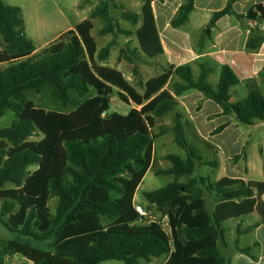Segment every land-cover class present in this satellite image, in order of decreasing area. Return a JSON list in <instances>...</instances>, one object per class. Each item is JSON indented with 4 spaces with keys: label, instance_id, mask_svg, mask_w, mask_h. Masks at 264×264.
Masks as SVG:
<instances>
[{
    "label": "trees",
    "instance_id": "obj_1",
    "mask_svg": "<svg viewBox=\"0 0 264 264\" xmlns=\"http://www.w3.org/2000/svg\"><path fill=\"white\" fill-rule=\"evenodd\" d=\"M235 1L229 0L223 10L214 13L209 27L226 15L264 21V5L239 15L233 9ZM194 7L195 0H185L171 25H185ZM114 9L121 10V20L134 27L139 24L138 13L114 0L101 1L88 19L37 53L27 35L22 9L0 0L4 44L0 48V118L9 111L17 116L10 126L0 128V159L4 158L0 161V204L3 214L10 215V231L26 237L3 245L0 264L15 255L31 264H141L164 255L169 256L165 264H229L220 246L225 239L223 221L208 211L204 195L208 192L217 202H223L252 198L255 190L243 183L223 186L206 177H192L203 156L187 141L177 97L199 91L218 104L223 115L254 126L264 121V94L258 80H249L248 95L232 102L231 89L242 82L231 67H222L219 82L213 86L207 81L211 69L205 65L197 79L191 64L166 65L158 76L140 80L138 89L121 71L105 65L118 35H133V31L121 27L113 16ZM95 19L104 22L100 35H113L101 49L92 35ZM142 41L147 48L146 40ZM263 43L261 36L251 39L247 47L255 50ZM136 52L129 45L121 49L132 64ZM134 72L139 75L137 66ZM259 79L264 82V70ZM45 89H50L52 97L63 106L77 109L59 113L35 108L27 93ZM116 90L124 102L137 108L126 115H105ZM93 92V97L81 101ZM168 114L173 115V126L161 127L160 134L154 136L156 119ZM227 126H219L214 134ZM169 131L187 157L165 156L172 166L159 174L172 175L174 181L145 192L144 197L169 215L171 233L158 224L139 223L134 202L152 165L155 139ZM36 133L43 135L39 142L30 140ZM2 145H8V150ZM241 157L235 156L234 162ZM33 166L38 168L31 173ZM181 178L187 181L181 182ZM7 184L15 188L6 189ZM55 198L56 210L51 215L49 202ZM33 241L49 243V249ZM238 250L250 255L252 247Z\"/></svg>",
    "mask_w": 264,
    "mask_h": 264
},
{
    "label": "crops",
    "instance_id": "obj_2",
    "mask_svg": "<svg viewBox=\"0 0 264 264\" xmlns=\"http://www.w3.org/2000/svg\"><path fill=\"white\" fill-rule=\"evenodd\" d=\"M184 1H139V8L134 11L140 15V22L136 26L135 35H140L145 39L148 46L152 47L156 57L161 58L166 65L191 64L193 65L194 77L196 73L199 77L201 66L205 65L211 69L207 81L209 82L214 77L217 80L216 85L219 82L222 67L229 66L242 82L241 85L234 88L241 87L246 90L248 95L246 83L249 80L257 79L259 89L264 94V82L259 79V74L264 70V43L255 50L247 47L251 39L264 36V21L257 22L226 15L218 19L213 27H209L214 13L223 10L229 0H195V7L190 14L189 21L179 28H174L171 22L178 15ZM256 5H264V0H236L233 9L237 14L245 15ZM193 91L196 90L177 97V111L183 114L186 137L188 130H190L196 138L207 143V149L213 155H223V162L204 158L203 152L195 146L203 156V162L197 167L192 177L202 176L200 171L204 166L217 170L223 166L224 173L220 174L216 181L212 182L210 178H206L212 183L223 186H235L243 183L254 189L257 182L253 181L251 177V167L245 153L249 146L250 137L254 132L257 131L260 137V132L264 133V121L256 122L252 126L253 130L247 133V137L246 131L241 128L234 116L223 115L222 108L218 104L205 99L201 92ZM235 94L239 97V90H236ZM159 119H169V126L165 124L166 126L163 127L171 128L173 126L172 114L156 119V125L159 123ZM217 122H221V125L228 124V126L221 133L214 134V131L221 126L214 127L213 125ZM216 137H223L225 141L211 142ZM229 141L232 142L231 145H229ZM260 142L261 152L264 155V135ZM230 146L238 148L236 155L232 156L229 153ZM167 155L169 154L162 155L161 162L168 161L164 160ZM237 155H242V157L236 162H231ZM209 163H213V165ZM154 164L155 143L153 162L149 171L153 170ZM170 167H162L161 170H167ZM159 171L155 175L160 176ZM262 175L263 182H260V185L263 186L262 192L258 193L254 189L255 196L252 198L217 202L210 193L206 192L204 195L208 211L216 213L223 221L225 239L220 242V246L229 264H264V174ZM180 181L185 183L187 180L181 178ZM140 186L135 195V204H138L140 200L138 194ZM142 198L146 201L144 194ZM248 203L250 205H247ZM230 231L232 236L235 234V237L228 239L227 235ZM238 247H252L251 254L241 253ZM168 258L169 256L166 262Z\"/></svg>",
    "mask_w": 264,
    "mask_h": 264
},
{
    "label": "rangeland",
    "instance_id": "obj_3",
    "mask_svg": "<svg viewBox=\"0 0 264 264\" xmlns=\"http://www.w3.org/2000/svg\"><path fill=\"white\" fill-rule=\"evenodd\" d=\"M100 1L104 0H3L6 5L15 6L22 9L26 32L29 38L34 42L37 47V53H39L44 47L49 45L51 42L56 40L61 34L67 32L68 30L74 29L79 23L88 19L91 12L99 4ZM108 1V0H107ZM119 6H122L130 11H136L139 8V1L136 0H114ZM113 16L119 21L121 27L125 30L133 31V35L130 37L124 35H118L117 44L114 46L111 51V56L108 62L105 65H108L113 68H118L117 70L121 71L125 78L138 89V82L147 81L148 79L158 76L162 73L166 64L161 58H157L152 47L147 44V48L143 45V39L140 35H135V30L137 27L132 26L130 23L121 20L120 9L113 10ZM94 29L92 35L95 38L99 49L106 46L112 39L113 35H100V30L104 27V22L101 19H95ZM129 45L131 49H136L135 64L128 62L123 55L121 54V49H125ZM4 44L2 41V36L0 35V48H3ZM121 56V60L119 57ZM139 69V75L135 74V67ZM198 78V74H195V79ZM209 82L216 86L217 80L212 77ZM173 82L168 86L169 89L172 88ZM236 90H239V97L236 93ZM118 90L115 91L114 96L112 97L111 109L105 115L111 113L118 114H127L132 108H137L133 103L128 104L122 100L118 95ZM196 92V91H193ZM232 102H237L240 99H243L247 96L245 89L241 87L232 88ZM94 92L88 95L86 98L81 101L84 102L86 99L93 97ZM28 101L32 102L33 106L37 109L44 110L46 112H59V113H70L77 109L72 105L67 107L63 106L62 103L58 100H55L52 97V92L50 89H45L41 93L35 91H30L27 93ZM110 112V113H109ZM17 118L16 114L12 111H9L4 117L0 118V128L8 127L12 122ZM168 118V117H167ZM160 120V119H159ZM158 120V121H159ZM169 119L160 120L154 128H152V133L154 136H158L161 131V127L169 126ZM241 128H244L246 135L250 130H253L252 126L244 125L239 123ZM221 125V122L214 124V127ZM261 137L257 131L250 137L249 146L246 149L247 157L249 159L251 167V177L253 181L257 183L254 186V189L258 193L262 192L263 186L260 185L262 181V174H264V155L261 152L260 139L263 137L264 133L260 132ZM43 135L36 133L33 137L30 138L31 141H41ZM174 133L169 132L164 136H160L155 140V164L153 170L151 169L146 175L143 184L140 186L138 194L140 195V204H147V202L142 198L144 192L153 191L160 189L174 180L173 176H162L155 175L156 172L163 168L171 166L170 161H162L164 154H176L183 158L186 157V151L180 148L174 142ZM187 141L196 146L200 151L203 152L204 158H209L213 161L223 162V155H213L207 149V143L201 139L195 137V135L188 130L187 132ZM225 139L223 137H216L211 140V142H223ZM229 145L232 144L231 141L228 142ZM5 150H8V145H2ZM238 151L237 147L230 146L229 153L236 155ZM4 158L0 159V161ZM234 162V160H231ZM163 167V168H162ZM38 167L33 166L30 168V172L33 173ZM224 173V167L220 169H213L207 166H204L200 171L202 176L208 177L212 182L218 179L220 174ZM254 185V184H253ZM6 189L15 188L11 184H7ZM57 199H52L49 202V211L53 215L56 210ZM247 205H250L249 203ZM11 220L10 215H4L1 204H0V252L4 244L12 239H26V237L10 231L7 227V222ZM226 226V225H224ZM227 227V226H226ZM228 239L235 237V234L232 236L231 231L228 232ZM34 245H37L44 249H49V243H36L32 242ZM167 255H164L160 258H154L151 263L145 261L142 264H165ZM27 259L21 255H15L13 257H6V264H28ZM101 264H124L118 261H109Z\"/></svg>",
    "mask_w": 264,
    "mask_h": 264
},
{
    "label": "built area",
    "instance_id": "obj_4",
    "mask_svg": "<svg viewBox=\"0 0 264 264\" xmlns=\"http://www.w3.org/2000/svg\"><path fill=\"white\" fill-rule=\"evenodd\" d=\"M135 209L137 213L139 214V223H145V224H158L160 225L164 230H166L168 233H171V226H170V218L167 213L162 211L158 208V206L154 204H135ZM29 262L28 264H31V262L27 259Z\"/></svg>",
    "mask_w": 264,
    "mask_h": 264
}]
</instances>
